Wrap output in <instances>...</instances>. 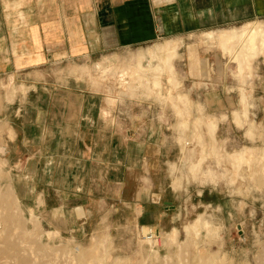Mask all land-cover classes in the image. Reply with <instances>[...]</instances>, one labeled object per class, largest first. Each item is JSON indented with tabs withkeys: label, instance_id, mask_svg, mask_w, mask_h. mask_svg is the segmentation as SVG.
<instances>
[{
	"label": "crops",
	"instance_id": "crops-1",
	"mask_svg": "<svg viewBox=\"0 0 264 264\" xmlns=\"http://www.w3.org/2000/svg\"><path fill=\"white\" fill-rule=\"evenodd\" d=\"M258 22L264 24V0H0V75H11L4 84H17L8 90V98L2 97L14 101L8 104L7 118L16 139L8 140L7 147L0 145V155L6 152L7 159L2 160L21 166L23 176L35 183L29 202L42 213L44 225L81 236L98 230L112 212H122L126 222L158 231L164 216L177 209L167 213L161 208L166 192L173 190L168 166L174 147L166 128L160 129L148 111V115L141 111L128 121L131 112L124 106L114 111L107 108L113 103L106 94L80 89L75 78L66 83L43 78L45 67L65 59H84L89 64L96 55L103 60L118 55L113 51L169 38L178 42L171 77L176 76L183 86L176 59L182 57L179 49L181 52L191 35L203 33V43L206 33L204 42L208 44V32L242 30ZM262 29L264 46V26ZM202 43L188 45L186 55L192 75L209 77L210 70L204 67L209 62L199 55ZM234 43V50L229 44L230 53L237 54L238 62L251 72L242 77L237 70L236 76L241 81L253 80L249 78L256 76L251 70L252 53L261 50L241 46L239 39ZM163 45L141 46L132 71L136 82H130L134 94L144 86L156 100L163 94L155 75L161 67ZM184 94L190 97L189 92ZM180 99L189 101L176 96L174 102ZM240 101L245 110L234 111L237 122L250 111L244 92ZM195 103L208 115L201 103ZM184 108L188 118L180 114V127L185 128L180 132H200L190 122L197 111L189 105ZM205 160L195 164L202 170Z\"/></svg>",
	"mask_w": 264,
	"mask_h": 264
},
{
	"label": "rangeland",
	"instance_id": "rangeland-1",
	"mask_svg": "<svg viewBox=\"0 0 264 264\" xmlns=\"http://www.w3.org/2000/svg\"><path fill=\"white\" fill-rule=\"evenodd\" d=\"M257 24L261 25L256 27L259 33L255 48L263 54L261 51L257 55L252 53L251 70L256 71V76L249 77L253 80L248 82L244 78L241 81L236 72L239 70L241 76L246 77V72L251 73L247 70L249 68L245 69L237 56L230 53L231 47L232 50L235 48L234 41L241 37L240 29L236 28L208 32L212 36L208 37V44L204 42L206 33L203 43V33L191 35L186 40L181 52L179 49L182 57L176 59V71L183 86L179 85L176 76L171 77L172 72L160 57L161 68L158 74L155 71L160 83L158 87L163 92L159 100L150 97V91L145 86L134 94L130 82H136L132 71L138 62L139 50L165 44L169 38L122 48L113 51L118 55L105 56L103 60L96 55L94 62L89 64L84 59H65L45 67L43 78L61 83H66L70 77L75 78L80 89L106 94L113 103L107 108L114 111L120 105L124 106L126 111L131 112L128 121L135 114L141 111L147 114L148 111L160 129L166 128L174 147L168 166L173 190L168 189L161 208H166L167 213L175 206L177 209L164 216L158 231H148L134 222H126L122 212H112L92 233L77 236L65 231L62 234L44 225L42 213L29 202L30 188L35 183L28 181V176H23L21 166H13L8 160L0 166V199H3L0 202V218L7 214L11 216L7 222L9 225L3 218L0 220V234L7 231V236L0 235V264H264V46L263 29L259 28L264 24ZM229 33L236 36L229 41L231 47L221 37ZM247 41L246 46L253 49L250 40ZM198 43H202L199 44L200 58L209 62L207 67L204 65L210 70L209 77L191 74L187 47ZM164 76H168L169 82ZM10 78L11 75H0V145L6 147L8 140L16 139L10 133L9 126L12 125L7 118L8 104L14 101L2 99L6 95L8 98V90L16 84L14 81L10 85L3 83H8ZM2 83L6 89L1 86ZM183 92H189L195 102L201 103L208 115ZM243 92L248 100L246 108L250 111L244 112L245 116L241 114L243 122L240 117L237 122L234 111L245 110L243 101V105L240 101ZM176 96L187 97L189 101L186 105L193 112L197 108L190 122L192 129L200 132H180L185 128L180 127L182 111L174 102ZM168 97L170 100L164 99ZM146 98L148 102H144ZM199 118L214 123L212 130L216 138L207 125H203L202 129L196 127ZM210 136L212 140H217L216 146L214 141V145L210 144ZM242 151L248 157L246 162L237 161L238 152ZM2 157L7 159L6 152L0 155V160ZM199 159H206L202 170L195 164ZM6 200L10 210L4 206ZM189 225L190 229H187ZM174 231L178 235L173 237Z\"/></svg>",
	"mask_w": 264,
	"mask_h": 264
},
{
	"label": "bare ground",
	"instance_id": "bare-ground-1",
	"mask_svg": "<svg viewBox=\"0 0 264 264\" xmlns=\"http://www.w3.org/2000/svg\"><path fill=\"white\" fill-rule=\"evenodd\" d=\"M255 25H257V26H255ZM259 25H261V24H250V25H247V26H245L242 30H240V38H239V43H240V45L241 46H244V45H247L249 42L247 41V40H250V43L253 45V47H255L256 46V38H257V36H258V33H259V31H258V29L256 28V27H258ZM262 26H260L259 28H261ZM208 35V37L209 38H211L212 36L210 35V33H208L207 34ZM233 36V39L234 38H236V36L233 34V33H229V34H225L224 36H221L222 38H223V40H225L228 44H230L229 43V41H231V37ZM215 38H217V37H215ZM214 38V39H215ZM177 47H178V42L177 41H167V43H165L162 47H161V49H160V54H159V57H161V59L164 61V64H165V67H167V68H169V70L171 71V72H173L174 71V67H173V64H172V62H173V58L176 56V49H177ZM254 51V50H253ZM145 52V51H144ZM146 54H148L149 55V57H151V52H150V50H146ZM235 56H237V54H234ZM150 64H152V60H150ZM161 67L159 66V69H160ZM142 72H144V73H146V71L145 70H142ZM177 103H178V105L180 106V107H178V110H181L182 111V113L184 114V116H186L187 118H188V111H186L185 110V108L184 107H186L187 105H186V102L185 101H183V100H177L176 101ZM175 102V103H176ZM180 103V104H179ZM195 111H198L197 110V108H196V110ZM198 122H200V123H198ZM198 122H197V126L196 127H198V128H201L203 125H207L208 126V128H209V130L211 131V135L214 137L215 136V133L213 132V130H212V128H213V126H214V123H211V122H208L207 120H202V119H198ZM202 129V128H201ZM201 134V133H200ZM215 139V138H214ZM212 141H214V140H212V138H211V142ZM215 141H217V140H215ZM214 141V142H215ZM213 143V142H212ZM213 145H214V143H213ZM215 146H216V142H215ZM213 147V146H212ZM214 148V147H213ZM216 153V152H215ZM214 153V154H215ZM238 160H240L241 162H242V160H244V162H246L247 160H248V157L246 156V152H244V151H242V152H238V156H237V161ZM246 160V161H245ZM250 161V160H249ZM248 161V162H249ZM239 162V161H238ZM247 162V163H248ZM252 162H250V164H251ZM4 164H6V162L3 160H0V166L2 165H4ZM249 164V163H248ZM241 165V164H240ZM239 165V166H240ZM1 170V169H0ZM196 170V169H195ZM7 196V195H6ZM5 196V197H6ZM2 200L3 199H0V202H2ZM5 202H7V200L6 201H4V203ZM2 204V207H3V203H1ZM7 205H8V202H7ZM1 206V205H0ZM4 206H6V203L4 204ZM7 207V206H6ZM8 209H9V207H7ZM5 209V208H4ZM7 209V210H8ZM10 210V209H9ZM1 211V210H0ZM4 212V211H3ZM12 213V212H11ZM1 214H2V212H1ZM1 217H2V215H1ZM13 217V216H12ZM4 220H6V221H4V222H8L9 223V220H10V218H11V216L10 215H5L4 217H2ZM2 218H0V220L2 219ZM14 218V217H13ZM2 219V220H3ZM7 223V225H9ZM1 224V223H0ZM14 224V223H13ZM2 225H4V224H2ZM10 225H11V223H10ZM13 226V225H12ZM6 227H8V226H6ZM4 228V227H3ZM2 228V229H3ZM12 228V227H11ZM5 229V228H4ZM7 229V228H6ZM13 230V229H12ZM0 231H1V228H0ZM9 231V230H8ZM13 232V231H12ZM12 232H10V233H12ZM8 234H9V232H8ZM175 234H177L178 235V233H176V231H174V233L171 235V236H175ZM0 235H2V236H7V231L6 230H4L3 232H2V234H0ZM9 236V235H8ZM10 236H11V234H10ZM169 237V236H168ZM177 237V236H176ZM10 238V237H9ZM170 238V237H169ZM3 240H4V237L2 238ZM171 239H172V237H171ZM177 238H175L174 239V242H175V240H176ZM0 240H1V237H0ZM10 241V240H9ZM173 242V243H174ZM16 243V242H15ZM3 244H4V242H3ZM8 243H6V245H7ZM17 244V243H16ZM15 244V245H16ZM12 245H14L13 244V242H12ZM1 246V245H0ZM13 247V246H12ZM17 248V247H16ZM6 249V248H5ZM5 251V250H4ZM7 251V250H6ZM5 251V252H6ZM9 251V250H8ZM10 252V251H9ZM8 253V252H7ZM5 254V253H4ZM93 264V263H92Z\"/></svg>",
	"mask_w": 264,
	"mask_h": 264
},
{
	"label": "built area",
	"instance_id": "built-area-1",
	"mask_svg": "<svg viewBox=\"0 0 264 264\" xmlns=\"http://www.w3.org/2000/svg\"><path fill=\"white\" fill-rule=\"evenodd\" d=\"M153 236V235H152Z\"/></svg>",
	"mask_w": 264,
	"mask_h": 264
}]
</instances>
